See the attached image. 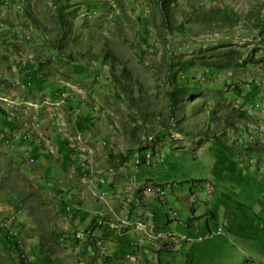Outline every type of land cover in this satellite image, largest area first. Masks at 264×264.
<instances>
[{
  "label": "rangeland",
  "instance_id": "1",
  "mask_svg": "<svg viewBox=\"0 0 264 264\" xmlns=\"http://www.w3.org/2000/svg\"><path fill=\"white\" fill-rule=\"evenodd\" d=\"M0 22V264H186L206 226L231 244L195 264H264V143L241 133L260 121L247 108L257 81L239 70L264 63V0H13ZM175 120V139L158 143L165 161L154 147L146 160L147 137ZM159 185L166 195L148 191ZM133 217L176 244L159 257L174 236ZM78 228L105 248L77 241ZM137 228L155 244L143 255Z\"/></svg>",
  "mask_w": 264,
  "mask_h": 264
},
{
  "label": "crops",
  "instance_id": "2",
  "mask_svg": "<svg viewBox=\"0 0 264 264\" xmlns=\"http://www.w3.org/2000/svg\"><path fill=\"white\" fill-rule=\"evenodd\" d=\"M11 1H13V0H11ZM2 12H4L3 10H2ZM5 13V12H4ZM3 17V16H2ZM5 17V16H4ZM3 17V18H4ZM1 24H2V22H0ZM0 24V32L2 33V32H4L3 31V29H4V27L5 26H7L8 24L7 23H3L2 25ZM16 26V25H15ZM11 27L14 31L16 30V28L17 27H20L21 25H17L16 27ZM261 28H262V26H261ZM260 28V29H261ZM23 29H25V28H23ZM2 30V31H1ZM12 33V32H11ZM29 33V30L27 29L26 30V34L24 35V37L23 38H26L27 37V34ZM14 36H15V33L13 34V36L11 35L10 37H8V38H3V41L4 42H6V41H8V42H10V41H14L15 40V38H14ZM13 38V39H12ZM17 38V37H16ZM17 41H18V38H17ZM256 52V51H255ZM256 58H258L259 60H257L258 61V64H259V61H264V54H260L259 56H257ZM264 67V63H262V64H260L259 65V68L256 70V71H254L253 72V74H251V72H250V70H253L252 68H246V69H244V68H240L239 70H241V78H244L245 80L247 79V78H250V77H253V78H255L256 79V83L255 84H253V85H250V87H252V95L254 94L256 97H257V99H258V101L257 102H253V104H258V103H262L261 105V107H263V109H262V111L260 112L259 111V115L255 112V110H253V109H250L251 107H253V105H250V104H247L248 106H247V108L248 109H250L249 110V114L251 115V117L252 118H260V120H264V69H262ZM39 69H41V67H39ZM262 82V83H261ZM248 84H251V83H248ZM60 88H62L61 90H66L65 89V86H60ZM244 90V92L243 93H247V92H245V88L243 89ZM248 95V94H247ZM250 96L251 95H248L247 96V98H248V100L250 99ZM88 138L86 137V140H87ZM71 138L68 136V137H66V138H64L63 139V142H64V150L63 151H65V148H66V145H67V148H68V145H69V147L71 148ZM69 148V149H70ZM72 149V148H71ZM128 166H130L129 164H128ZM110 183H108L107 182V185H109ZM106 185V184H105ZM110 189H115V187L113 186V184H110V187H109ZM117 189L118 188H120V184H119V186L118 187H116ZM218 189V188H217ZM196 190V189H195ZM218 192H223V190H221V189H219L218 191H216L215 190V192L213 193V195H212V198H210L211 200H209L210 201V203H214L215 205H217V204H219V200H217V197H218ZM150 208V207H149ZM213 211H216V209H213ZM196 214H197V212H196ZM217 215V213H214V216H216ZM79 217L81 218V216L79 215ZM197 219H200V218H198V216L196 217ZM200 220H202V221H204L203 219H200ZM201 222V221H200ZM191 223V222H190ZM113 224H116V223H113ZM113 224H112V227H113ZM205 221L204 222H201V224L198 226V223H197V226L196 227H205ZM117 225V224H116ZM149 225H150V231L152 232V233H154V234H156L157 236H162L163 237V235H167V236H174L173 238H174V240L175 241H173V240H170V242H167V241H165L164 240V242H163V244L162 245H165L164 246V248L162 249V251H160V253H159V257H161L162 256V253H166L168 250H170L171 249V243H173V244H176L175 242L178 240V239H176V234L175 233H170V234H166V233H164V231L162 230V226L159 224V223H157L155 220H153L152 218H150V220H149ZM186 225H189V227H190V224H186ZM211 227V226H210ZM210 227H208V226H206V228H207V230H206V234H207V236L209 237V238H204L205 240H207L206 241V244H207V246H198V245H196V243L198 244V242H196V243H194V245L196 246H193L192 244H189L188 246V248H189V250H187L186 252H187V254H188V262L186 263V264H195L196 263V261H197V259L195 258V259H193V261L191 260V257L192 256H200V253H201V251L205 248H210V251L211 250H213V248H216L217 250H218V252H219V247H220V243L221 242H224L225 243V245H224V247L225 248H228L229 247V244L228 243H230L231 244V238H224L223 236H222V233H221V231H222V229H218V230H214L213 231V229H212V227L210 228ZM116 229V228H115ZM117 229H120V226L118 225V228ZM139 230H138V228H137V232H138ZM155 231V232H154ZM143 233H144V231H142ZM148 233H150V232H148ZM218 233V234H217ZM203 233H202V231H200V236L199 237H197V238H199V240L203 237V235H202ZM135 235V234H134ZM138 236H136V239H137V241L138 242H135V244H137V249L141 246V250L140 251H138V252H140L141 253V255H143L144 254V252H146L151 246H155V244L150 240V239H147V240H145L144 242L141 240V234H140V231L138 232V234H137ZM167 236H165V238L167 237ZM170 236H169V238H170ZM202 236V237H201ZM239 236H241V234H239ZM140 237V238H139ZM135 238V237H134ZM184 238H186V237H184ZM139 239V240H138ZM167 239H168V237H167ZM189 240H193V242L195 241L194 240V238L192 237V238H190ZM141 242H142V244H141ZM160 242V241H159ZM134 243V242H133ZM148 246V248L146 249V248H144L145 246ZM156 245H158V244H156ZM213 245H216V246H213ZM175 248V250H176V246L174 247ZM191 248H194V250L193 249H191ZM229 249H227L226 251H228ZM149 251V250H148ZM226 251H223V253L224 252H226ZM179 253L181 252V250H179L178 251ZM205 252V251H204ZM223 253H222V255H223ZM147 254V253H146ZM242 254H246V250H242ZM240 255H241V252H240ZM228 256V255H227ZM261 256H263L264 257V250L262 251V255ZM161 261V260H160ZM163 263V262H162ZM168 264V263H167Z\"/></svg>",
  "mask_w": 264,
  "mask_h": 264
},
{
  "label": "bare ground",
  "instance_id": "3",
  "mask_svg": "<svg viewBox=\"0 0 264 264\" xmlns=\"http://www.w3.org/2000/svg\"><path fill=\"white\" fill-rule=\"evenodd\" d=\"M12 4V1L11 0H6L5 1V6H10ZM16 6V5H15ZM17 10L18 11H20V9L22 8V6L21 5H18L17 4ZM21 27V26H20ZM20 27H17L16 29H19V34H20V32H21V28ZM16 32V31H15ZM19 36H21V34L19 35ZM245 105H241V108H243ZM261 107V105L260 104H257L256 106H253V107H251L250 109H253V110H255V109H257V108H260ZM249 109V110H250ZM258 121L257 122H254L253 124H251L250 125V128L248 129V128H246L245 129V131H242L241 133L243 134V135H245L246 133L248 134V141L249 142H254V143H259V142H262V143H264V139H263V131H256L253 127H258ZM178 123L176 122V120L173 122V126H171V128L169 129V130H164V131H158V132H156L155 134H153L152 136V138H150V139H148L147 141H146V143H148L149 144V146L147 147V149H146V153H145V159L146 160H148L149 158H151V156H150V153H149V148L150 147H154V155H156V158H158L159 157V154H161L160 153V151H158V143L156 142V140H157V138H158V140L159 139H161L160 141H159V143H160V145H162L163 144V142L164 141H172V140H174L175 139V133H174V130H177V125ZM160 132H162L164 135H169V138H167V137H161V136H159V134H160ZM246 136V135H245ZM80 139H82V138H80ZM163 141V142H162ZM124 151H126V150H124ZM139 163L141 164L142 163V159H140V161H139ZM99 179H105L103 176H101ZM106 180V179H105ZM50 185H52V184H50ZM149 189L150 190H153V189H164L162 186H157V187H155V186H148V191H149ZM196 189H198V188H196ZM159 195L160 196H164V195H166V193H159ZM150 218L151 217H149V220H150ZM140 219H141V221L143 220L142 219V217H140ZM149 220L147 221V219H144L143 220V225L142 226H145L146 224H148L149 225ZM144 222L146 223V224H144ZM113 228H118V225H116V224H113ZM147 233V232H146ZM89 239H96V237H95V234H94V230H90V232H89ZM147 239H149L148 238V236H141V240L143 241V240H147Z\"/></svg>",
  "mask_w": 264,
  "mask_h": 264
},
{
  "label": "built area",
  "instance_id": "4",
  "mask_svg": "<svg viewBox=\"0 0 264 264\" xmlns=\"http://www.w3.org/2000/svg\"><path fill=\"white\" fill-rule=\"evenodd\" d=\"M5 1L6 0H0V3L1 4H5ZM3 4V5H4ZM260 31H261V29H260ZM16 32L17 33H19V29H16ZM16 33V34H17ZM17 37H19V34H17L16 35ZM64 95L65 94H63V97H64ZM256 106V105H255ZM262 121L263 120H260L259 121V123H258V127H253L256 131H263V139H264V125L262 124ZM173 124V123H172ZM173 126V125H172ZM153 136H149V137H147V140L148 139H150V138H152ZM126 151H124V153H125ZM164 155L163 154H159V157L157 158L159 161H161V162H164L165 160H164ZM34 161V160H33ZM84 161H86V160H84ZM106 182V180L105 179H99L98 180V185H100L101 183H105ZM212 187H213V184L212 183H207V184H205V186L204 187H202L201 188V190H203L205 193H206V195H207V197L210 199V198H212V195H213V191H212ZM199 189H196L195 191L197 192ZM152 191H154L155 192V194L157 195V196H159V193H166V190L165 189H153ZM194 198H195V196L194 197H192V200H194ZM72 209V206L71 205H69L68 206V210H71ZM0 221H1V217H0ZM139 222L140 223H138V224H140L141 225V223H142V221H141V219H139ZM10 222H7L6 224H5V226L6 227H9V224ZM90 230H93V229H90V228H82V229H77L76 230V232H75V239L77 240V241H79V242H86V241H92V242H94L95 244H97L98 246H99V248H105V243H103V241L102 240H97V239H89V232H90Z\"/></svg>",
  "mask_w": 264,
  "mask_h": 264
},
{
  "label": "trees",
  "instance_id": "5",
  "mask_svg": "<svg viewBox=\"0 0 264 264\" xmlns=\"http://www.w3.org/2000/svg\"><path fill=\"white\" fill-rule=\"evenodd\" d=\"M4 1V0H3ZM1 4V3H0ZM4 4V3H3ZM9 7V6H8ZM182 91H184V88L183 87H179V88H177V86L174 88V89H170L169 90V93H170V95H171V98H172V100H173V109H175L179 104H180V102H182L181 101V99H182V95H180V93H182ZM183 94V93H182ZM173 114H174V110H173ZM161 139H159L158 140V138H157V140H156V142L157 143H159V141H160ZM66 199V198H65ZM62 201H63V203L64 204H66V202H65V200L64 199H62ZM69 206V205H68ZM67 206V207H68ZM64 207H65V205H64ZM73 208V207H72ZM65 211H66V208H65ZM70 211H72V209L71 210H69V212ZM134 218V217H133ZM139 219H140V217L139 218H134V220H136V221H139ZM100 224L102 225L103 224V220H102V222H100ZM113 228V227H112ZM78 229H82V228H78ZM90 229H93V228H90ZM113 229H115V228H113ZM94 230V234H95V237H96V239L97 240H102L103 241V243H106L107 241H106V239H105V236H101V235H99L97 232H96V230L95 229H93ZM115 231H119V229H115ZM76 232V231H75ZM141 234V233H140ZM9 237V239H11L12 238V236L11 235H9L8 236ZM74 237H75V234H74ZM139 240V239H138ZM145 240H143V242H144ZM86 242H92V241H86ZM134 242V243H133ZM133 242H132V249H133V251H136L135 249H137V244H135V242H138V241H134L133 240ZM84 243V242H83ZM93 243V245L96 247V248H99V246L97 245V244H95L94 242H92ZM142 244V243H141ZM141 247V246H140ZM139 249V248H138Z\"/></svg>",
  "mask_w": 264,
  "mask_h": 264
}]
</instances>
